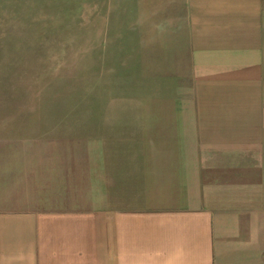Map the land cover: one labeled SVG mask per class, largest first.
I'll list each match as a JSON object with an SVG mask.
<instances>
[{
  "label": "crops",
  "instance_id": "1",
  "mask_svg": "<svg viewBox=\"0 0 264 264\" xmlns=\"http://www.w3.org/2000/svg\"><path fill=\"white\" fill-rule=\"evenodd\" d=\"M139 12L173 31L165 96L129 137L0 153V264H264V0Z\"/></svg>",
  "mask_w": 264,
  "mask_h": 264
},
{
  "label": "rangeland",
  "instance_id": "2",
  "mask_svg": "<svg viewBox=\"0 0 264 264\" xmlns=\"http://www.w3.org/2000/svg\"><path fill=\"white\" fill-rule=\"evenodd\" d=\"M146 2L0 0V153L41 158L48 138L61 150L132 134L136 110L165 96L172 64L173 31L154 28L164 14L139 12Z\"/></svg>",
  "mask_w": 264,
  "mask_h": 264
}]
</instances>
